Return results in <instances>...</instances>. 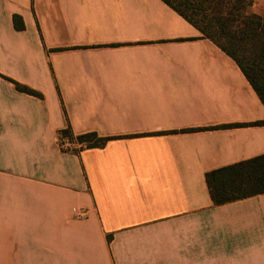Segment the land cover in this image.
Masks as SVG:
<instances>
[{"label": "crops", "instance_id": "crops-1", "mask_svg": "<svg viewBox=\"0 0 264 264\" xmlns=\"http://www.w3.org/2000/svg\"><path fill=\"white\" fill-rule=\"evenodd\" d=\"M259 122L163 0H0V264H264V194L216 206L206 182L264 155ZM68 127L116 139L65 151Z\"/></svg>", "mask_w": 264, "mask_h": 264}, {"label": "trees", "instance_id": "trees-1", "mask_svg": "<svg viewBox=\"0 0 264 264\" xmlns=\"http://www.w3.org/2000/svg\"><path fill=\"white\" fill-rule=\"evenodd\" d=\"M163 1L236 61L264 105V4L255 11V0ZM14 24L19 31L25 29L21 16H14ZM14 83L20 92L43 98L36 90ZM198 130L202 128L181 132ZM63 139L75 145L65 151L80 152L104 148L116 138L101 137L96 132L75 135L68 127L59 133L61 145ZM206 182L216 206L264 194V155L213 170L207 173Z\"/></svg>", "mask_w": 264, "mask_h": 264}, {"label": "built area", "instance_id": "built-area-1", "mask_svg": "<svg viewBox=\"0 0 264 264\" xmlns=\"http://www.w3.org/2000/svg\"><path fill=\"white\" fill-rule=\"evenodd\" d=\"M63 149H73L75 147L74 144L71 143L69 139H63V145H61ZM81 219H85L87 217V212L82 211L79 215Z\"/></svg>", "mask_w": 264, "mask_h": 264}, {"label": "rangeland", "instance_id": "rangeland-1", "mask_svg": "<svg viewBox=\"0 0 264 264\" xmlns=\"http://www.w3.org/2000/svg\"><path fill=\"white\" fill-rule=\"evenodd\" d=\"M263 4L261 2V0H255V6L253 7V9L255 11H259L262 8Z\"/></svg>", "mask_w": 264, "mask_h": 264}]
</instances>
